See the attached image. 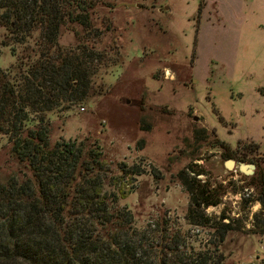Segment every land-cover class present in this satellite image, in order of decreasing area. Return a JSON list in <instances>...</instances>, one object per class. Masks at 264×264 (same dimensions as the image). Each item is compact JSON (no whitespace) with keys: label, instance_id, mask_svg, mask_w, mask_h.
Instances as JSON below:
<instances>
[{"label":"rangeland","instance_id":"rangeland-1","mask_svg":"<svg viewBox=\"0 0 264 264\" xmlns=\"http://www.w3.org/2000/svg\"><path fill=\"white\" fill-rule=\"evenodd\" d=\"M88 1L102 33L95 50L110 60L89 102L48 115L51 144L99 146L106 189L128 193L120 206L155 246L176 245L208 264H264V0ZM6 34L0 28L1 41ZM60 43L78 47L67 27ZM17 65L3 46L0 67ZM241 164L255 165L254 174ZM192 169L223 192L219 206L205 209L204 226L187 217L180 174L193 178ZM14 175L21 177L18 163L0 134V183Z\"/></svg>","mask_w":264,"mask_h":264},{"label":"trees","instance_id":"trees-1","mask_svg":"<svg viewBox=\"0 0 264 264\" xmlns=\"http://www.w3.org/2000/svg\"><path fill=\"white\" fill-rule=\"evenodd\" d=\"M94 9L88 0H0V28L7 33L0 54L10 47L18 58L16 72L0 67V134L21 175L0 183V264H208L180 255L176 245L155 246L135 227L132 212L120 206L128 193L106 189L99 146L51 144L48 115L89 102L110 60L95 50L102 33ZM66 27L77 49L61 45ZM213 146L238 159L227 143L215 139ZM192 172L193 178L180 174L191 197L187 217L204 226L211 220L205 209L219 206L223 192L197 178L204 170Z\"/></svg>","mask_w":264,"mask_h":264},{"label":"water","instance_id":"water-1","mask_svg":"<svg viewBox=\"0 0 264 264\" xmlns=\"http://www.w3.org/2000/svg\"><path fill=\"white\" fill-rule=\"evenodd\" d=\"M229 163L231 165L229 169H232L236 165V162L234 160L230 161ZM255 169H256V166L253 164H250V165L241 164V170L247 175H253L255 172Z\"/></svg>","mask_w":264,"mask_h":264},{"label":"bare ground","instance_id":"bare-ground-1","mask_svg":"<svg viewBox=\"0 0 264 264\" xmlns=\"http://www.w3.org/2000/svg\"><path fill=\"white\" fill-rule=\"evenodd\" d=\"M229 167H231V166H229Z\"/></svg>","mask_w":264,"mask_h":264}]
</instances>
